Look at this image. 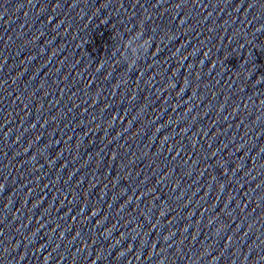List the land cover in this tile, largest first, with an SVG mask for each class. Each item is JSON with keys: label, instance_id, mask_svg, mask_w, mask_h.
I'll return each mask as SVG.
<instances>
[{"label": "water", "instance_id": "obj_1", "mask_svg": "<svg viewBox=\"0 0 264 264\" xmlns=\"http://www.w3.org/2000/svg\"><path fill=\"white\" fill-rule=\"evenodd\" d=\"M0 264H264V0H0Z\"/></svg>", "mask_w": 264, "mask_h": 264}]
</instances>
